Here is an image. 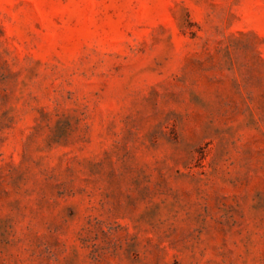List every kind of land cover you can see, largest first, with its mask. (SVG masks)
Returning a JSON list of instances; mask_svg holds the SVG:
<instances>
[{
	"label": "rangeland",
	"instance_id": "obj_1",
	"mask_svg": "<svg viewBox=\"0 0 264 264\" xmlns=\"http://www.w3.org/2000/svg\"><path fill=\"white\" fill-rule=\"evenodd\" d=\"M0 264H264V0H0Z\"/></svg>",
	"mask_w": 264,
	"mask_h": 264
}]
</instances>
